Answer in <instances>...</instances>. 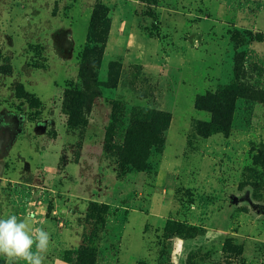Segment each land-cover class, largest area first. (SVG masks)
Returning a JSON list of instances; mask_svg holds the SVG:
<instances>
[{
  "label": "rangeland",
  "instance_id": "374dc122",
  "mask_svg": "<svg viewBox=\"0 0 264 264\" xmlns=\"http://www.w3.org/2000/svg\"><path fill=\"white\" fill-rule=\"evenodd\" d=\"M226 89L232 111H208ZM153 110L170 116L163 152L143 138L137 169L126 134ZM263 163L264 0H0V218L44 227L46 264H264Z\"/></svg>",
  "mask_w": 264,
  "mask_h": 264
},
{
  "label": "trees",
  "instance_id": "16d2710c",
  "mask_svg": "<svg viewBox=\"0 0 264 264\" xmlns=\"http://www.w3.org/2000/svg\"><path fill=\"white\" fill-rule=\"evenodd\" d=\"M109 32L107 21V10L103 5H98L91 19L90 33L88 37V45L84 52L81 67L80 80L83 83L84 99L86 103H93L97 97L95 88L97 87V74L101 67V61L105 53L107 36ZM235 89H226L221 93L206 96L205 99L210 102L207 108L208 111L219 115L225 109L227 113L232 111L235 99ZM79 95L70 97V92L67 94L66 102L71 105L79 103ZM196 107L200 109V103L197 102ZM204 108V107H203ZM223 114L222 118L215 119V124L219 128L226 129L229 124L230 115ZM170 125V116L159 110H153L146 114V117L134 124L132 129L127 132L125 140V153L131 158L138 159L135 161V168L141 169L138 150L141 148V142L145 139L146 153L154 149V154L163 152L164 138L163 134L167 131ZM144 138V139H143ZM264 166V163H263ZM175 226V224H171ZM202 232V231H201ZM177 237L184 239H192L197 235V231L179 227L175 232ZM199 233L198 235H202Z\"/></svg>",
  "mask_w": 264,
  "mask_h": 264
},
{
  "label": "clouds",
  "instance_id": "9594fccd",
  "mask_svg": "<svg viewBox=\"0 0 264 264\" xmlns=\"http://www.w3.org/2000/svg\"><path fill=\"white\" fill-rule=\"evenodd\" d=\"M52 244L51 234L31 216L0 218V257L12 264H46Z\"/></svg>",
  "mask_w": 264,
  "mask_h": 264
}]
</instances>
